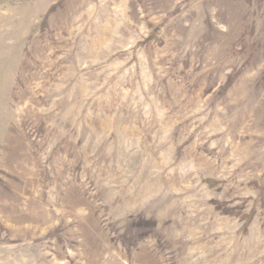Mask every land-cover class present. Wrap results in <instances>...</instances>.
Segmentation results:
<instances>
[{"label": "rangeland", "instance_id": "obj_1", "mask_svg": "<svg viewBox=\"0 0 264 264\" xmlns=\"http://www.w3.org/2000/svg\"><path fill=\"white\" fill-rule=\"evenodd\" d=\"M0 264H264V0H0Z\"/></svg>", "mask_w": 264, "mask_h": 264}]
</instances>
